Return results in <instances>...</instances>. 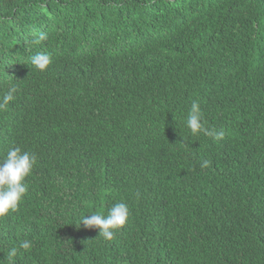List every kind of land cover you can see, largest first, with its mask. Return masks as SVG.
<instances>
[{
  "label": "trees",
  "instance_id": "1",
  "mask_svg": "<svg viewBox=\"0 0 264 264\" xmlns=\"http://www.w3.org/2000/svg\"><path fill=\"white\" fill-rule=\"evenodd\" d=\"M10 86L0 159L37 163L0 264H264V0H0ZM193 101L222 139L191 134ZM119 202L113 240L77 227Z\"/></svg>",
  "mask_w": 264,
  "mask_h": 264
},
{
  "label": "clouds",
  "instance_id": "2",
  "mask_svg": "<svg viewBox=\"0 0 264 264\" xmlns=\"http://www.w3.org/2000/svg\"><path fill=\"white\" fill-rule=\"evenodd\" d=\"M46 32H40L34 38V43H40L47 40ZM51 63V56L46 52H37L31 57V64L40 71H45ZM15 86H10L7 93L0 100V110L15 99ZM186 126L193 136L199 133L213 137V139H222L223 132H215L206 127L203 110L197 101H193L188 111ZM37 163L35 154L28 151H22L19 147H10L6 155L0 159V218L7 216L10 212L17 210L20 202L28 192L26 178L32 174L34 166ZM209 161L205 160L202 167H207ZM129 219V208L123 203H114L108 208L107 213L95 212L90 215L80 217V223L84 227L99 229V236L105 240H113L116 232L123 228ZM21 248L27 250L30 242L24 241L20 245ZM16 249L13 248L8 253L9 258L15 257Z\"/></svg>",
  "mask_w": 264,
  "mask_h": 264
}]
</instances>
